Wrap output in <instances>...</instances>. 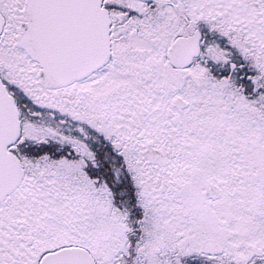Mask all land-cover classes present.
Returning a JSON list of instances; mask_svg holds the SVG:
<instances>
[{"label":"snow or ice","instance_id":"6c2138e0","mask_svg":"<svg viewBox=\"0 0 264 264\" xmlns=\"http://www.w3.org/2000/svg\"><path fill=\"white\" fill-rule=\"evenodd\" d=\"M0 264H264V0H0Z\"/></svg>","mask_w":264,"mask_h":264}]
</instances>
